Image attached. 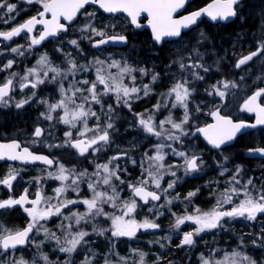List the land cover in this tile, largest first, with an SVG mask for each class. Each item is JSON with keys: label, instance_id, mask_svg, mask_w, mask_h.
I'll list each match as a JSON object with an SVG mask.
<instances>
[{"label": "snow or ice", "instance_id": "obj_1", "mask_svg": "<svg viewBox=\"0 0 264 264\" xmlns=\"http://www.w3.org/2000/svg\"><path fill=\"white\" fill-rule=\"evenodd\" d=\"M28 4L39 3L41 5L42 11H39L37 16H33L26 20L24 23L18 25L17 27L12 28L10 31L0 32V37L4 40H11L13 37L18 36L21 32H27L31 34L36 25H42L43 30L40 32L39 37H33L31 39V45H39L42 41L46 40L49 37H56L60 32L67 31V25L62 23L61 21H67L69 24L73 22L78 14H83L87 17H94V12H88L86 9V5H98L99 8L103 9L104 12L107 13H125L128 18H130V22L135 27H141V24L138 23V20L141 16H145L147 19V26L151 29L152 38L157 43H160L161 40L165 37H181V33L183 29H188L192 25H195L198 19L202 15H206L211 18L212 21H226L230 18H234L237 16V6L241 3V0H213V3L209 4L207 7L200 9L198 11H194L189 15L182 16L179 19L175 18L174 14L181 8L184 7L186 0H26ZM7 9L8 13H12L16 10L15 4L0 3V8ZM84 10L81 13V10ZM50 15V19H46L45 16ZM81 32L87 33L91 32L93 36H100L101 39L98 41H92V37L85 36L82 37L84 39H89L92 41L93 47H99L100 45L106 44L109 40L112 41H120L126 42V38L124 36H113L106 37V33L102 30L96 29L91 20L86 23L81 29ZM201 41L207 39V37L202 32ZM106 37V38H105ZM74 47L79 48L78 41L73 39L69 41ZM11 51L13 53H18L19 55H23L18 48H12ZM57 51H61L57 49ZM70 55V54H67ZM264 55V41H261L260 47H258L255 51L250 52L248 55L242 56L236 62L235 67L237 69L241 68L242 65L247 64L249 61H252L254 57ZM196 57L197 59H194ZM188 63L184 62V58L181 57L179 60H174L173 64H178L179 66V78L176 79L175 83L169 88L168 92L164 94L165 99L163 102H159L154 106V108L159 111L161 107H168L169 103L172 108L181 107L184 109V115L180 123H176L172 120L171 114L165 118V120L160 121L159 130H157V126L154 123V119L152 115H148L145 119L143 114H136L138 117V124L142 127L143 131L151 136H155L158 140L163 138V140L182 142L181 137L187 135L188 133L184 130L183 125L187 124L190 119L189 112V102L190 98L195 91L194 88H191L189 85L193 81L203 80L204 76L200 74V70L204 73L210 71L209 67H207L203 63V54H201L197 49H193L192 53L188 56ZM69 67L67 70H62L58 66H54L49 61L47 55H42L37 61V65L44 69L43 76L45 78L48 77L49 73H52L50 80L48 82H57L58 78L63 77L67 79L69 75L75 76L77 66L74 61L69 59L67 61ZM104 61L96 59L95 64L104 65ZM13 61H8L4 68H11ZM108 68H118L119 72L115 75L103 74V68H97L96 79L95 81L83 80L79 83L87 84L89 87L87 89L75 88V92L81 93L86 91L88 95H84L82 97V102L76 106L75 110H69L67 104L65 103V99H67L71 103H75V101L71 97H64L58 103L49 104V112L56 111L59 108L64 109V114L59 117V121L65 125H68L70 128L76 127V122L80 121L84 124V129L78 131V135L83 137L87 131H95L94 129H89L87 127V120L90 117H96L98 123L96 128L99 129V117L96 112L92 110L91 104H99L103 109L104 105L102 103V97L114 94L117 107L123 104L125 107H128L131 110V101L132 98L135 97L139 99V93L143 91V95L147 96L150 94L151 89L149 85H143V88H138L136 86L128 87L124 84V76L130 75L136 69L130 67L127 62L121 67L119 61H112L107 65ZM171 67V65H169ZM83 70L87 71V67L80 66ZM4 69L0 68V71ZM142 75H146V70L141 68L139 69ZM16 73H12V76H16ZM29 76L37 77L33 82L28 83ZM158 78V74L152 76V81L155 82ZM243 79V77H242ZM132 81L134 83L135 77H132ZM46 82L45 79L39 78L37 75L36 68H29L26 70L25 75L20 77V90L23 91L27 87H31L36 89L39 85L44 84ZM97 84L103 86V91H99L97 89ZM219 85V86H218ZM218 85L214 84L210 86V89H206L208 95H216L221 99H224L226 92L225 89L228 88H236L238 85L234 81H218ZM13 80L11 78L6 79L5 83L0 85V106H8L12 100L10 92L13 90ZM72 85H70L69 89H65L63 84H60L59 90L62 94L72 90ZM36 93L33 92L32 96H35ZM264 96V88L258 89L255 91L250 97H248L241 111L254 112L256 114V123L255 124H246L244 122L234 123L232 119L227 116H222L219 113V109L213 111L211 115L217 121L216 124L208 125L206 128H197L196 131L202 133L207 140V142L213 148H221V145L225 144L228 141L233 140L236 137L238 132L245 128H254L257 125H264V106L261 103H257V101ZM28 99H22L15 102V107L17 109L22 108L25 104L29 102ZM168 98H172L169 100ZM42 103L47 104V101H42ZM85 104L89 106L85 108ZM199 106H197L196 111H199ZM114 112L112 105H108V113L111 114ZM42 116L44 113L41 114ZM70 117V118H69ZM49 121L52 120V116L49 114L45 116ZM112 117L109 115V120ZM165 124H170L171 128L174 129L179 135H174L169 133L168 135H164ZM113 128V124L111 122L107 123L106 127L101 131H96V134L88 140L84 139H73L72 132H65V143L64 145H55L56 147L61 146H70L77 150L80 156H84L88 153L89 149H92V154L95 155L97 152L103 149V146L108 145L110 143V134L108 129ZM42 129L40 127H36L34 130V136L39 138L42 136ZM35 142V141H34ZM99 145V147H97ZM52 145H50L51 147ZM169 147L172 148V144L165 145L162 141L155 145L156 155L147 157L148 160L154 161V164L149 165V167L157 168V173L160 168H164L165 165L160 163L164 160L163 148ZM20 149V151H17ZM172 152L174 155L180 156L184 158V163L180 167L184 168L185 174L195 173L200 170L202 165V160L199 156L192 154L191 156L187 155L184 151H177L175 148H172ZM249 153H257L261 157H264V147H257L255 149H250ZM126 155V153H125ZM119 156H113L108 163L105 164H97L96 171L89 174L87 170L77 172L75 169H67L63 164H58L54 162L53 159L48 158L44 155H37L29 151L28 148H22L19 143L13 141L10 144H0V160L8 159V160H18L21 163H34L40 162L44 165H47L49 168L53 166L54 163H57V170L55 172H48V177L50 179H54L60 182V186L54 189L55 197H44L42 192L37 190L35 194V199H29L27 196L28 189H25V195H21L17 198H9L7 200L0 201V209H11L15 206H19L23 209V211L29 217V222L27 226L23 229L9 230L0 226V250L7 252L9 249H16L17 247H22L26 243H33L36 248H40V243H35L32 240V236L30 234L35 232L39 234L41 231L45 235V239L53 240L58 250L61 253H65L68 259L65 260L64 264H73L71 259L73 253H75L78 249V246H82L87 244L88 241L85 240V237L91 235V233L78 229L76 232H72L70 230L65 231L63 234V241L61 237L56 236L54 232H50V230L45 227L41 221H47L52 216H64L61 209L67 208L69 205L82 203L86 206L87 211L84 213H79L72 211L70 216H64V219L73 220L75 225H80L83 221L85 223H91L92 219L98 216H104L105 219L111 220V228H100L98 225L93 224V233L103 236L106 232L111 230L112 237H121L127 236L129 238H133L136 235V232L139 229H157L159 225L149 219H145L142 222H138L134 218L125 219V217H132V214L136 212L138 207L137 200L142 201L144 204H148L150 202L159 201L161 198V192L151 191L149 190V183H151L156 189L161 190L160 180L162 179V175H158L157 173L148 172V177L142 180H139L137 184L129 183L128 187L131 190L132 198L128 201L122 202V206H117V201L120 200V193L116 185L112 183V179L119 181L121 184L124 181L117 174L115 169H110L109 165L113 160L119 159ZM227 160V157H225ZM169 168L176 167L175 165H169ZM144 171H148V169H144ZM224 171H227L225 169ZM242 169L240 166H237L235 175L230 178L229 183L235 182L239 184L240 181L236 178L239 176ZM101 172L104 173L101 176ZM171 176H176V172L172 171L168 173ZM223 171L221 175H223ZM18 172L16 169H11L8 175L0 180V183L4 184L11 188L12 181L17 178ZM95 176L98 178L96 182L92 180V177ZM70 181V182H69ZM86 181L88 184L89 190L92 192L91 198L83 199V200H73V199H60L64 193L71 190L74 192H79V186L81 182ZM41 182L40 178H36V183L39 185ZM67 182V183H66ZM102 184L106 187L105 191L97 190V185ZM176 181H172L168 183L167 189H162V192H167L168 189H172L175 185ZM252 186L253 190H249V186ZM244 188V199L240 201L238 205H235L231 208V210H219L225 203H231L233 195H238L239 190L235 188H230L227 191L231 194L224 195L223 201L218 200L217 206L213 208L212 211L202 213L199 215H186L183 217H178L176 219L174 228L179 229L180 225L184 224L185 221H191L196 225L195 229L190 232H186L183 235V238L180 240V244L177 245L178 248L189 247L191 248L195 244L194 237L199 236L202 232L210 231L217 228H222L225 218L235 219L238 217H243L249 221L256 220L258 214H264V186L261 188H256L253 185L252 179H249L246 184L243 185ZM195 192H189L186 199H190L194 196ZM52 199H56L58 201L57 204H52L49 201ZM44 204V207H41V204ZM108 203L111 207L119 211L121 214H109L103 210L101 205ZM166 203H172L171 200H167ZM26 204H30L31 207H25ZM163 207V205H161ZM151 212L152 209L150 208ZM199 213V209H197ZM163 213H158V215H162ZM61 228L67 227L71 228V225L65 226L63 224L60 225ZM258 240L264 241V237H257ZM254 246H261L257 244L256 240L252 241ZM163 247V245H161ZM41 259H43L44 264H52L49 260L48 256L41 253ZM144 254L140 253L141 264H143ZM201 264H213V262L209 258H205L201 255ZM13 264H28V261L23 259L16 260ZM35 264V262H33ZM81 264H91V260L88 257H85V260L81 262ZM104 264H110V262L105 259ZM215 264H258L256 260L252 257L241 254L239 252L233 251L232 258L229 261L228 257L225 258L224 261H216Z\"/></svg>", "mask_w": 264, "mask_h": 264}, {"label": "flooded vegetation", "instance_id": "obj_2", "mask_svg": "<svg viewBox=\"0 0 264 264\" xmlns=\"http://www.w3.org/2000/svg\"><path fill=\"white\" fill-rule=\"evenodd\" d=\"M15 1V0H13ZM251 0H242L241 3L237 6V16L234 17L230 21H217V22H210L206 18H202L198 26H209V25H221L226 26L228 24H231L234 21H246L247 17L250 15L249 10L252 5H250ZM213 2V0H191L188 2V4L185 6V8L178 13L175 18H180L184 15L190 14L194 11H197L208 4ZM26 8V5L25 7ZM22 9L20 11V14L17 16L15 21L10 22L9 24L1 23L0 20V32H6L10 31L12 28L17 27L18 25L22 24L29 18L36 16L39 11H42L41 5L39 3H33L27 6L26 9ZM94 9V8H90ZM89 9V10H90ZM96 10V9H94ZM97 11V10H96ZM80 20V18L78 19ZM141 24L146 23V19L143 18L140 22ZM77 24V22L73 25H70L67 27V31L62 34V36L59 34L57 38L49 39L42 41L39 45H31V39L33 37L38 38L40 32L43 30V27L38 26L32 33V35L25 33L23 35H20V37H17L12 40H3L0 38V68L4 69L0 71V85L5 83L6 79L11 78L13 80V90L10 92V95L12 97L11 102L8 106H0V144H10L13 141H16L20 144L21 149L22 148H28L30 152L37 154V155H44L47 156L50 159H53L54 162H57L58 164H63L65 168L67 169H75L77 172L87 170L89 174L96 171V165L97 164H105L108 163L109 160L113 156H119L120 158L117 160H113L112 163L109 165L110 169H115L117 171V174H119L120 178L124 181L123 184L119 182L117 188L120 193V200L117 201V206H122V202L126 200V198L129 197V192L124 191L123 188L125 187L128 190V178L126 176L128 170H136L137 168L134 167L133 169H129L128 162L131 158V155L126 154L124 152H121V150H115L114 147L116 145H121L123 147H128L129 142L127 139L130 138L133 134L129 133L130 131L127 130L125 125V120H122L123 127L120 126L121 131L118 135H111L110 134V143L108 145L103 146V149L99 152H97L95 155L92 154V149H89L88 153H86L84 156H80L76 149L70 147V146H61L56 147L55 145H64L65 143V132L71 131L73 136V139H84L88 140L91 137H93L96 133H91L90 131L88 133H85L83 137L78 135V127L77 124L81 125L82 122L77 121L75 128H70L68 125H65L59 121V117L61 116L62 108L57 109L56 111L49 112L48 105L49 104H55L58 103L55 100V94L49 87L44 86H38L36 89L31 88L30 86L25 88L23 91L20 90V83L16 81V77H20L23 74L26 73V70L29 68L34 67L33 64L35 61H37L38 58H40L42 55H47L50 62L53 61H66L64 58L69 57L71 59H92L98 57V55H95V53H92V51L101 52V51H108L111 46H102V47H93L92 44L90 46V43H86L85 40L79 41V48H75L77 51H79V54H70L65 56V53L63 50L65 49V38L68 37L70 33H72L73 27ZM251 25V24H250ZM138 32H144L146 34H150L149 30L144 28L142 30H137ZM67 32V33H66ZM60 37V38H59ZM183 37V35H182ZM181 37V38H182ZM150 38L152 40V36L150 34ZM179 38V39H181ZM16 39V41H15ZM55 39V40H54ZM52 40V41H51ZM13 41V42H12ZM94 41H97L94 40ZM261 41H264V38H257L253 39L248 37L242 38V50L237 53L231 54L230 51L235 50L233 47L231 49H227L226 53L223 54V59L217 63L218 73L219 77L218 80L220 81V78L224 79L225 81H234L238 87L241 85H245L248 89L243 94V96L239 100H233L232 101V95L236 94V88H228L224 91L226 92V95L224 99H221L219 96L214 98L213 100L218 101V105L216 107V110L219 109V113L222 116H227L228 118L232 119L234 123H240L244 122L246 124H254L256 121V114L254 112H247V111H241L245 100L250 97L255 91L258 89L264 88V55L254 57L252 61H249L247 64L242 65L241 68L237 69L235 67L236 62L238 59H240L242 56L248 55L250 52L255 51L258 47L261 45ZM50 42V43H49ZM153 42V41H152ZM172 41H164L163 43H171ZM46 43V44H45ZM48 43V44H47ZM88 46V47H87ZM127 46V45H126ZM125 46V47H126ZM44 47V48H42ZM12 48H18L21 52H23V55H19L18 53H14L13 57L16 58V64H12L11 68H4V65H6L7 59H4V56L10 55V53L6 54L5 51L9 52ZM122 47L121 49H123ZM57 49H60L61 51H57ZM61 52V53H60ZM12 53V52H11ZM92 53V54H91ZM107 55H101L100 57L106 58ZM12 73H16V76H12ZM40 76L43 77V71H41ZM243 77V79H242ZM32 81H28V83H31ZM40 88V89H39ZM39 89V90H38ZM35 92L36 95L32 96V93ZM238 92V91H237ZM47 94V95H46ZM246 94V95H245ZM29 97H32L27 104H25L22 108L17 109L15 107V102L22 100V99H28ZM58 98V97H57ZM49 99V100H48ZM207 100L211 101L207 98ZM42 101H47V104L42 103ZM208 102V101H207ZM257 103H261L262 106H264V96H262ZM95 107L96 104H91V106ZM215 111V109H214ZM44 113L42 116L41 114ZM52 116V120L49 121L45 118L47 115ZM109 119V118H108ZM111 120H118V118H112ZM213 116H209L206 120V123L201 127H205L208 124L212 123ZM12 122V124H11ZM15 122V123H14ZM87 123L90 127L95 129V121L92 118H89L87 120ZM18 126H17V125ZM15 125V126H14ZM14 126V127H13ZM12 127V128H11ZM36 127H40L42 131V136L39 138H36L34 136V130ZM11 128V129H10ZM126 130V133L124 131ZM123 131V132H122ZM262 136V137H261ZM264 126L255 127L252 129H249L245 131L242 134H239L233 142L230 144L224 145L223 147L219 149H213L209 147L204 140L201 138L200 134H198L199 139V146L204 150L203 152L197 151L194 153L195 155L199 156L200 159L203 161L206 156H210V154H217L221 153L226 156H232L234 162L239 161L241 157L248 158V151L250 149H255L257 147H264ZM35 141V142H34ZM248 142L250 143L248 146L245 145L241 148H239L238 142ZM245 142V143H246ZM50 145H52L50 147ZM99 147V145L97 146ZM148 150H150L151 146L147 145ZM134 150V149H132ZM144 150V145L139 146L137 149L134 150V155L136 157H139V160L142 158ZM17 151H20V149H17ZM138 160V161H139ZM253 162H263L264 160H258V159H251ZM136 161L135 163H138ZM134 162V161H133ZM57 163H54L52 167H48L47 165H44L43 163H21L18 160H0V180H3L11 169H16L18 172L17 178L12 181L11 188L8 186H5L4 184L0 183V199L1 201L7 200L9 198H19L21 195H25V189H28L27 196L28 198L35 199V194L37 192L36 189H34V184H36V177L40 178L41 182L38 186L39 190L42 192L44 197H55L54 189L51 190L50 180L48 177V172H55L57 170ZM198 172V171H197ZM192 174V173H191ZM37 175V176H36ZM40 175V176H39ZM214 174H209L200 177L204 181V183L199 188H190V184L192 182V179H185L178 187V191L183 196L187 192L198 190L195 197H193L190 201L194 203L195 205L199 206L200 210H204L207 208L209 204V199H207V192L202 187L206 186L205 184L210 180H214L215 178L212 177ZM39 176V177H38ZM96 177L93 176L92 180ZM196 179V178H195ZM70 182V181H69ZM57 182L52 181V185L56 184ZM67 183V182H66ZM216 185V184H214ZM80 186L83 188L82 193H77L74 191H67L64 193V195L60 199H73V200H83L91 198V191L88 188V184L86 181L81 182ZM149 190L151 191H159L158 189H154L151 186H148ZM161 201L158 203L150 202L148 204H143L141 201L137 200L140 204V208L138 210V214L136 212L135 215L132 214V217H125V219L134 218L138 222H140V219L142 218V211L146 207H149L151 205L153 206H160L163 201V195L161 192ZM50 202V201H49ZM51 202L54 204H57L58 201L56 199H52ZM45 205L42 203L41 207H44ZM25 207H31L30 204H27ZM104 208L106 210H112L108 205H105ZM176 208V206H174ZM178 210V209H177ZM221 211L224 210H230L229 208H221ZM62 213L65 214L64 216H70L72 211L84 213L87 211L86 206L82 203H77L73 205H69L67 208H62ZM180 211V210H179ZM4 215H10L8 212H11V216H22L23 209L19 206L13 207L11 209H0V213ZM172 213L174 212L171 211ZM181 212V211H180ZM121 214L119 211H117L116 215ZM191 215V214H189ZM64 216H52L47 221H43L48 226H57V224H63L66 223L68 225H71V223H74L73 220H67L64 219ZM194 216V215H193ZM91 219V223H85L81 222L80 226L84 227L85 229L90 230L93 227V223L98 225V227L101 228L106 226L111 227V220L104 221L102 218H96ZM230 219L225 218L224 221H229ZM222 221V222H224ZM104 222V223H103ZM162 220L158 223L159 228L158 229H139L136 232L135 237L129 238L127 236H121V237H113L118 239V241L121 242L123 239L127 240H133L134 238H140V236L143 235L144 238L147 237H156L160 235V233H163L161 230ZM109 223V224H108ZM27 226V225H26ZM24 226L23 228H25ZM181 231L178 234L174 235V238H172V241H174V248L180 249L177 247V245L180 244V240L183 238L184 233H186L188 230H190V227H196L194 223L191 221H185L184 224L180 225ZM230 226H235V222H232L229 224L227 228ZM184 227H188L187 231H184ZM22 228V229H23ZM218 229H213L210 231L202 232L199 236H195V244L194 246H204L210 243V237H213L218 232ZM59 234L63 233L59 228L57 229ZM177 231V232H178ZM111 234V233H110ZM162 235V234H161ZM112 236V235H111ZM33 239V237H32ZM30 243V242H29ZM193 247V246H192ZM191 248L185 247L181 248L184 252H190ZM188 250V251H186ZM194 250H197L194 249Z\"/></svg>", "mask_w": 264, "mask_h": 264}, {"label": "rangeland", "instance_id": "obj_3", "mask_svg": "<svg viewBox=\"0 0 264 264\" xmlns=\"http://www.w3.org/2000/svg\"><path fill=\"white\" fill-rule=\"evenodd\" d=\"M6 2L9 3V4H15L16 5V10L14 12H12V13H8L6 7L5 8H0V20H1V23H4V24H9L10 22L15 21V19L20 14V11L25 7V5H26V8H27L28 5H30V4H28L26 2V0H15V1L6 0ZM0 3H5V0H0ZM26 8H24V9H26ZM88 12H94L95 16L94 17H87V16L82 14V16L80 17V20L73 27L72 33H70L68 35V37L65 38L64 42H65L66 46H65V49L63 50V52L65 53V56H67V54H73V50L72 49L76 48V47H74L72 44H70L69 41L75 39L79 43L78 33L85 34V35L86 34H90L91 37H92V41L101 38L100 36H93L90 31L87 32V33H84V32L80 31V29L86 23H88L89 20H91L93 26L96 29H98L96 27V25H99L100 27L101 26L102 27H114V26L117 27L118 25H121L122 28L126 29L128 23H129L128 20L124 16H121V15L111 16V17H107L105 19V16H103V14H101L100 12H98V11H96L94 9H90V10H88ZM119 35H123V34H119ZM92 41L88 40V42H90V44H92ZM184 42H188V41L187 40L186 41L185 40H181L179 43H176V42L169 43L170 49H174L175 51H177V50H179L181 48V44H183ZM188 48L192 50L193 46H189ZM11 52L12 51L9 52V50L5 51L6 54L10 53V55L4 56V59H7V60H5L6 63H8V61L11 60V61H13V64H16V58L11 56L14 53L13 52L11 53ZM96 55H98V57H96V58L114 60L113 59V54L111 52L109 53V51H101V52H98ZM101 55H107V56H106V58H102V57H100ZM188 56L189 55H186V57L184 55H181V57L185 58V60H184L185 63H188L187 59H186ZM64 59L68 61L71 58L65 57ZM93 59H95V58H93ZM38 60H39V58L37 59V61ZM71 60H73V59H71ZM37 61H35L33 63L35 66L32 67V68H36L37 69V75L39 76V78L44 79L45 78L44 76L43 77L40 76L41 71H44V69H41L37 65ZM67 61H65L64 65H66L65 67L68 69L69 65H68ZM114 61H116V60H114ZM91 62L94 63L93 61H91ZM74 63H75V65L77 67L79 66L76 61H74ZM110 63L111 62H109L108 64H110ZM51 64H53V62H51ZM128 65L133 68V66L130 63H128ZM117 73L118 72H116V70L114 71L113 68H107L103 72V74L106 75V76L109 75V74L115 75ZM51 74L52 73H49V75H51ZM23 75H25V74H23ZM133 76L135 77V81L138 78H142L141 81H144V77L146 75H142L140 71H138V72L133 71L130 75H125L123 82L128 87H132V85H134V83H135V81H134V83L132 81V77ZM20 77H16V81L18 83H20ZM36 78L37 77H35V76H29V81L33 82ZM95 79H96V76L94 77V81H95ZM58 80H59V83L60 84L62 83L64 88L67 90V89H69L70 85H72L74 82L78 81V78L76 76L73 77L72 75H69L67 77V79H64L63 77H60V78H58ZM175 81H176V79L170 85V87L175 83ZM218 81H219L218 79H215L214 82H212V85H214V84L218 85ZM220 81H225V80L220 78ZM157 82H159L158 78H157V80L155 82L149 81V82H145L143 84V85H145L147 83V85H149V87L151 89L150 94L147 95V99L151 98L153 92L155 93L154 86H155V84ZM40 86H43V84L39 85V87ZM77 87L80 88L79 86H76V87L73 86L72 90L66 91L63 94V97H62V94H61L60 90L57 89V91L59 92V98L56 101L59 102L64 97H71L75 101V103H71L67 99H65V103L67 104V107H68L69 110H75L76 106L82 102V97L84 95H88L87 93L86 94H80L79 93V96H78L77 92H75V90H74ZM97 89L99 91H103V86L97 84ZM206 89H210V87H207ZM247 89L248 88L245 85L239 86L237 88V90L235 91L236 94L232 95V101L233 100H236V101L239 100L243 96V94L247 91ZM168 90L164 91V92H161L159 94V97H158V100H157L156 104L158 103V101L159 102H163V100L165 99L164 94H166L168 92ZM140 93L142 94V95L139 94L140 98L136 99L135 97H133L132 101L135 102V101H138L140 99H144L145 96L143 95V91H141ZM204 95H205V97L207 95L208 99L211 100V101L208 102L207 108L204 109V113H205L206 117L208 118L209 116L211 117V113L214 111V109L216 110V107L218 105V101L217 100H213L212 97L216 98L218 96H216V95H211L210 96V95H208L206 90L204 91ZM109 97H111V98H109ZM104 98H109V99L115 100L116 108H117V101H116V98H115L114 94H109V95L103 96L102 99H104ZM168 99L171 100L172 98H168ZM88 106H89L88 104H85V108H87ZM154 106H152L150 108H147L145 111L135 113L134 116H132L129 113V116L125 117L126 120H125L124 123L126 125V128H127V130L130 131L129 133L133 134L130 138L127 139L128 141H131V143L129 142V146L128 147H123L121 145H116L114 147L115 150H121V152H124L126 154L131 155V158L129 159V162H128V166H129L130 170L133 169L134 167L137 168L136 170H132V171L128 170V172L126 174V176L128 178V185H129V183L137 184V182L139 180H142V179H145V178H149L148 177V172L149 171L153 172V173H157V168L149 167V165L154 164L155 162L148 160L147 157L156 155L155 145L160 143L161 141L165 145L172 144V148H175L177 151H184L189 156H191L192 154L196 153L197 151H200V152L204 153V150L199 146L198 142L196 141V138H198V132L196 131V129L200 128V127H196L193 133L189 132L187 135L182 136L181 137V141L182 142H179V143L175 142V141L163 140L162 137H161L160 140H158L155 136H151V135L146 134L143 131L142 127L139 126L138 117H137L136 114H143L145 119L147 118L148 115H152L153 119H154V123L157 126V130H159L158 126L160 124V121L165 120V118L168 117L169 114H171L172 120L175 121L176 123H180V121L182 120L183 115H184V109L183 108H181V107L172 108L170 103H169L168 107H161L159 109V111H157L154 108ZM91 108H92L93 111L96 112L97 116L99 117V126H100L99 129H97L96 125H97L98 121H97L96 117H90V118H92L95 121V129H94L95 131H90L91 133H96V131L103 130L106 127L107 123L111 122L113 124V128L108 129L109 134H111V135H118L119 134V132L121 131V128L118 127V122H119L118 120H109L107 117H109L110 114L108 116H106V118L101 117L99 112H97V110H95L94 105L91 106ZM178 110L180 112H179V114H176V112ZM99 111L101 112L102 108ZM106 112H108V110ZM63 114H64V109L62 108L61 116ZM113 114H115V113L114 112L111 113V115H113ZM192 118H195V117H193V114H190L189 122L187 124L183 125V128H184L185 131H188V130L191 129L190 124H192V122H193ZM77 127H78V130L81 131V130L84 129V124L83 123H81V125L77 124ZM87 127L89 128L88 123H87ZM90 128L93 129L92 127H90ZM164 128L167 130V131H165L164 135H168L169 133H172L174 135H179L178 132H176L174 129L171 128L170 124H165ZM123 131H124V129H123ZM88 132L89 131H87L86 133H88ZM124 133H126V130L124 131ZM143 145H144V150H143V154L141 156L142 158L139 160V157H136L134 155V150L137 149L139 146H143ZM147 145L151 146L150 150H148L149 148L146 147ZM172 148H169V147H164L163 148L162 151H163V154H164V160L162 162H160V163H163L165 165V167L164 168H160L159 172L157 174L158 175H162V179L160 180L161 190L162 189H167L169 182L176 181V183H175L174 187L172 189H168L167 192H162L161 191L162 195H163V198H164V201L161 204V205H163V207H161V205L160 206L151 205L149 207H146L142 211V218L143 219H140V222L144 221L145 219H149V220H151V221H153V222H155L157 224L161 220L165 221L166 219H169L170 222H167L163 226V230H164L163 233H167V235H162L161 237L156 236V238H154L156 241H159L162 238H166V239L171 238L172 239V238H174L175 234H178L182 230L181 226H180L179 229H176V228L173 227V225L175 224L176 219L178 217H183V216H186V215H189V214L195 216V215H199V214H202V213H206V212L212 211L213 208L215 206H217V201L218 200L223 201L224 195H226V194L230 195L231 194L227 190L230 189V188H235V189L239 190V194L238 195H233L231 203H225V204L222 205V207H220V209L221 208H229L231 210V208L233 206L238 205L240 203V201L244 199V188H243V185L246 184L249 179H252V181H253V178H252L251 175L245 176L246 172L243 171L242 165L238 161L234 162L232 156H226V155H223L221 153H217L215 155L214 154L213 155L210 154L209 157L206 156V158L202 161L203 163H202L201 168H200V170L198 172L186 175L185 171H184V168L180 167L184 163V158L180 157V156H177V155H174L173 152H172ZM132 149H134V150H132ZM225 157H227V160L225 159ZM136 161H138V163H135ZM169 165H175L176 167L169 168L168 167ZM237 166H240V168L242 169V171L240 172L239 176L236 177L240 181V183L239 184H236L235 182L229 183L230 178L233 175H235ZM144 169H148V171H144ZM225 169H227V171H224ZM172 171L176 172V176L175 177L168 174V173H170ZM222 171L224 173L223 175H221ZM209 174H214V175H212V177L215 178V179L214 180L210 179L205 184L206 186H203L202 188L204 190H206L207 199H209L210 202H209L207 208H205L204 210H200L199 206L195 205L194 203H192V201H190L193 197H195V195L197 194L198 190L196 189V190L190 191V192H195L196 194L194 196H192L190 199H186V197L188 196L189 192H187L186 194H184L182 196L181 193L178 191V188H179L178 186L185 179H190V178L191 179H195V178H199V177H202V176H205V175H209ZM242 174H244V176H242ZM103 175H104V173L101 172V176H103ZM244 178H246V179H244ZM49 180H50L49 183L51 185V190H53V189H55V188L60 186V182L59 181L54 180V179H50V178H49ZM97 180H98V178L96 177L95 182ZM52 181H55L57 183L52 185ZM93 181H94V179H93ZM112 183L114 185L118 186L119 181H117V180H115V178H113L112 179ZM214 184H216V185H214ZM260 184H264V182L262 181V183H260ZM253 185H255L254 181H253ZM34 186H35L34 189L38 190V186L39 185L36 183V184H34ZM149 186H151L152 188L156 189L151 183H149ZM255 187L257 188L256 185H255ZM82 189L83 188L81 186H79V192H77V193H82ZM97 190L105 191L106 187L104 185L98 183ZM123 190L129 192V194H130L129 197L126 198V200H125V201H128L130 198H132L131 190L129 189V187H128V190L125 187L123 188ZM249 190L250 191L253 190L251 185L249 186ZM91 196H92V193H91ZM167 200H171L172 203H170V204L166 203ZM0 201H1V199H0ZM50 203L54 204L51 201H50ZM137 203H138V201H137ZM105 205H108L110 208H111V206L108 203H105V204L101 205V207H103V210L106 213L115 214V215L117 214L116 209H114L112 207L111 209L114 210L113 212L111 210H106L104 208ZM174 206H176V208H174ZM150 208L152 209L151 212L149 211ZM139 209H141V208H140V204L138 203V207L136 209L137 214H138V210ZM197 209H199V213L197 212ZM173 210H174V212L172 213L171 211H173ZM136 212H134L133 215H135ZM158 213H163V214L162 215H158ZM23 214L24 215H22V218H23L22 219V224L18 225L17 227H13L12 228V227L6 226V224L1 221V218L4 217L3 216L4 214H2V212H1L0 213V226H3V228L9 229V230H16V229L23 228L29 222V217L27 216V214L24 211H23ZM19 217H21V216L18 215V218ZM96 218H102L104 221H108L109 220V219H105L104 216H98ZM259 218L260 219L264 218V214H258V217H257L256 220H259ZM245 221H247V219H245L243 217L230 219L227 222L224 221V222H222L223 223V227L218 229V232L216 233L215 236L221 234V232H228L229 230H228L227 227L229 226L230 223L235 222V225L238 226L239 223H240V225H244ZM41 223L44 224L45 227H47L50 230V232H54L56 234V236L61 237L62 241H63V234H64L65 231L70 230L72 232H76L78 229H83V230L91 233L90 236L85 237L86 241L90 240V242H92L93 245L96 244V243L103 244L108 249L106 251V253H105V256H103V257L101 256L100 257L101 260H98V259L94 258V255H96V253L89 251L90 248H88V246H89V241H88L87 244H84L82 246H78L77 251L75 253H73V255L71 257V259L73 261V264H81V262L85 260V257H88L91 260V264H95L96 262H100V263L103 262L102 264H104L106 258H107V260L109 262H111L110 260H112V262L110 264H141L140 253L144 254V251H142L140 249H137L138 247L137 248H133V249L128 248L127 251H126V255H119V253H118V245H119L120 241H118V239L113 238L111 236V234H110L111 230L106 232L103 236H100V235H97V234L93 233V227L90 230H88V229H85L84 227H82L80 225H75V224L71 223V228L68 229L67 227L61 228L60 227L61 224H59V223L57 224V226H55V225L48 226L43 221H41ZM93 224H95V223H93ZM63 225L68 226V224H66V223H63ZM58 228L63 233L59 234V232L57 231ZM101 228H109L110 229L111 227L109 225L106 226V227H103V225H102ZM187 228L188 227H184L183 228L184 231H187L188 230ZM194 229H195L194 227H190V230H188L187 232L193 231ZM178 230H180V231H178ZM259 230L260 231H264V224L261 225V223H260ZM32 240L35 241V243H40L41 241H43V243H41L40 248H36L33 245V243L30 242L29 246L31 247V250H30L31 254H26V258H24V255H22V254L11 253V254L7 255L4 251L0 250V264H13L14 261L20 260V259L28 261V264H33V262H35V264H44L43 259H41V255H40L41 253L47 255L49 260L52 262V264H64L65 260L68 259L67 255L65 253H61L58 250V247H57L56 243L53 240H51V239L46 240L45 239V235L43 234L42 231L39 234H37L35 232V235L33 236ZM121 241H127V239L126 240L123 239ZM132 241H133V243L137 244L138 246L140 245V247H144L145 246L148 249L152 248V243H151L152 241H150V239L144 238L143 235L140 236V238L139 237L138 238H134ZM132 241H130V242H132ZM147 244H148V246H146ZM209 244L212 245L213 244L212 241H210ZM205 246L206 245H204V247ZM155 247H157V245H155ZM78 257H81V258L79 260H77ZM146 257H147V255L144 254L143 264H151V262L146 261ZM226 257H228V255ZM230 258H232V256L228 257L229 261L231 260ZM215 262L216 261H214L213 264H215ZM159 263H161V264H174L173 262H168V260H164V261L156 260L155 262H153V264H159ZM260 264H264V260Z\"/></svg>", "mask_w": 264, "mask_h": 264}, {"label": "trees", "instance_id": "obj_4", "mask_svg": "<svg viewBox=\"0 0 264 264\" xmlns=\"http://www.w3.org/2000/svg\"><path fill=\"white\" fill-rule=\"evenodd\" d=\"M249 4L252 6L249 10L250 15L246 19L247 22L244 20L238 22L236 20L226 26L212 24L206 27L197 26L196 28L183 34V37L176 41V43H179L181 40L188 41L181 44V48L177 51L170 49L169 43L156 45L152 42L150 34L138 32L132 29L129 24L127 25L126 29L122 28L121 25H118L117 27H100L99 25H96L98 30H103L106 33V36L119 34L127 35L128 44L126 47L123 49L109 48L108 51L109 53L111 52L113 54L114 60L120 62L121 67L125 62H127V64L130 63L133 68L136 69V72H138L141 68L146 70L147 74L144 77V81H141L142 78H138L132 86L140 88L145 82L152 81V76L156 74H158L159 82L155 84V93L153 92L150 99H147V96H145L144 99H140L135 102L131 101V110H129V108L125 107L123 104L116 108L115 100L109 99L111 97L102 99L104 107L101 112L99 111L101 109V105L99 104L95 105V110L99 112L101 117L106 118V116L109 115V113L106 112L108 110V105H112L115 114L110 115L113 118L119 119L118 127H123L122 122L124 121L122 120H126L125 117H128L129 113L134 116L135 113L145 111L147 108H150L156 104L159 94L161 92L167 91L174 80L179 78V66L178 64H173L172 62L174 60H179L181 55H184L185 57L186 55H190L195 48L201 54H203V63L209 67L210 71L204 73L202 70H200V74L204 76V79L193 81L189 85L191 88L195 89L188 105L190 114H193V117L195 118H192L193 122L190 124L191 129L186 132L193 133L196 127H201L206 123L207 117L204 113V109L207 108L209 100H207V95L205 97L204 91L207 87L212 85V82H214L215 79H218L219 73L216 65L223 59V54L226 53L227 49H231V47L235 49L230 51L231 54L240 52L242 50L241 47H243L241 43L242 38H264V0H251ZM106 18L107 17H105V19ZM202 32L207 37V39L203 41H201L200 35ZM78 36L79 41L85 40L86 43H90L88 42L89 39L82 38L85 36L91 37L90 34L85 35L78 33ZM189 46H193L192 50L188 48ZM72 50L73 54H79V51H77L75 48ZM92 53H95L96 55L98 52L93 50ZM96 59L104 61V65L95 64ZM194 59L197 58L194 57ZM114 60L100 58H92L88 60L75 59L74 61H76L79 65L75 74V76L78 78V81L74 82L72 86H79L82 89H87L89 85L79 82L83 80H88L90 82L94 81V77L97 74V68H103L104 72L105 69L108 68V63ZM187 62H189L188 59ZM64 63L65 61H53L52 65L58 66L62 70H67ZM169 65H171V67H169ZM80 66L87 67V71L80 68ZM113 70L119 72L118 68H113ZM52 75L53 74L49 75L47 78H44L46 82L43 84V86L49 87L56 96L55 100H57L59 98V92L57 89H59L60 83L59 80L57 82H48ZM86 93L87 92L84 91L80 94ZM139 94L142 95L141 93ZM77 95L79 96V93H77ZM197 106H199V111H196ZM179 112L180 111L178 110L176 114H179ZM196 141L198 142L199 139L196 138ZM245 142H238L239 148L245 145L248 146L250 144ZM238 162L242 165L243 171L246 172L245 176H252L257 188L264 186V184H260L262 181L264 182L263 162H253V160L245 157H241ZM242 176H244V174H242ZM203 183L204 181L200 179V177L192 179L191 183L189 182L191 189L199 188ZM8 213L10 214L9 216L3 215L4 217L1 218L3 223H8L6 225L12 228L22 224V216L18 218V216H11V212ZM263 221L264 218H259V220L256 221L247 220L245 221L244 225H240L239 223L238 226H230L228 228V232H221V234L217 236L210 237L209 240L212 241V245L207 244L204 247L200 246L199 244L197 247H191V251L188 253L182 251L181 249L176 250L174 248V241H172L171 238H162L161 240L156 241L154 239L156 237L146 238L152 241V248L150 249L145 246L140 247V245L138 246L137 244L133 243V241L130 242L131 240L121 241L118 245V253L119 255H126L128 248L133 249L138 247L137 249L144 251V254L147 255L146 261L151 262V264H153V262L156 260H168V262H173L174 264H201V255H203L205 258H209L212 262L223 261L227 255L228 257H231L233 251H236L252 257L258 262V264H260L264 260V241L258 240L257 237H264V231L259 230L260 223L261 225L264 224ZM167 222H170L169 219H166L165 221L162 220L161 224L164 226ZM162 228L161 230H163ZM162 232H164V230ZM161 234L167 235V233H160L158 237H161ZM253 240H256L257 244L261 246H254L252 243ZM92 245V242L89 243V251L96 253L94 258L101 260L100 257L105 256V253L108 249L100 243H96L93 246ZM155 245H157V247H155ZM161 245H163V247H161ZM29 247L30 246H28V248L25 250H17L5 253L7 255L11 253L22 254L24 255V258H26V254H31V247ZM196 248L197 250H194ZM80 258L81 257H78L77 260ZM110 261L112 262V260ZM102 263L103 262H96L95 264Z\"/></svg>", "mask_w": 264, "mask_h": 264}, {"label": "water", "instance_id": "obj_5", "mask_svg": "<svg viewBox=\"0 0 264 264\" xmlns=\"http://www.w3.org/2000/svg\"><path fill=\"white\" fill-rule=\"evenodd\" d=\"M191 0H186V2H185V5H184V7L183 8H181V9H179L175 14H174V16H176L178 13H180L184 8H185V6L188 4V2H190ZM242 1V0H241ZM211 3H213V2H211ZM210 3V4H211ZM209 5V4H208ZM207 5V6H208ZM207 6H205V7H207ZM87 7H94V8H96V9H98L103 15H105V16H115V15H123V16H125L128 20H129V23H130V25H131V27L133 28V29H135V30H142V29H144V28H146V29H148L149 30V32H150V34H151V36H152V32H151V29L147 26V19H146V17L145 16H141L140 18H139V20H138V23H140L141 22V20L143 19V18H145L146 19V23H144V24H141V27H139V28H137V27H135L134 25H132L131 24V22H130V18H128L127 16H126V14L125 13H107V12H104V10L103 9H101V8H99L98 7V5H95V4H92V5H86V8ZM205 7H203V8H205ZM203 8H201V9H203ZM200 10V9H199ZM84 10L82 9L81 10V13L83 12ZM198 11V10H197ZM80 15L81 14H78L77 15V18L73 21V22H71L70 24L67 22V21H61L62 23H65L66 25H67V27L68 26H70V25H72V24H74V23H76V21L78 20V18L80 17ZM187 15H189V14H187ZM37 16V15H36ZM184 16H186V15H184ZM206 18L208 21H210V22H217V21H212L211 20V18L210 17H208V16H206V15H202L199 19H198V21H197V23L195 24V25H192L190 28H188V29H183L182 30V33H181V35L183 34V33H185V32H188L189 30H191V29H193V28H195L196 26H198V24L200 23V21L202 20V18ZM45 18L46 19H50L51 17H50V15H46L45 16ZM177 19H179V18H177ZM233 18H230V19H228V20H226V21H230V20H232ZM24 23V22H23ZM38 26H41V27H43L42 25H36L35 26V28L33 29V31L38 27ZM65 32V31H64ZM25 33H27V32H21V34L20 35H22V34H25ZM33 33V32H32ZM32 33L30 34V35H32ZM60 33H63V32H60ZM59 33V34H60ZM29 34V33H28ZM58 34V35H59ZM20 35H18V36H20ZM57 35V36H58ZM18 36H15V37H13L12 39H14V38H16V37H18ZM56 36V37H57ZM113 36H119V35H111V36H108V37H113ZM122 36H124V35H122ZM56 37H49V38H47L46 40H49V39H53V38H56ZM125 38H126V42H120V41H118V40H116V41H112V40H109V42L108 43H106V44H103V45H100L99 47H102V46H111V47H115V48H122V47H125L127 44H128V38L126 37V36H124ZM1 39H3L2 37H0ZM106 38V37H105ZM180 37H165V38H163L162 40H161V42L160 43H157L156 41H154L153 40V38H152V40H153V42H155L156 44H162L164 41H174V40H177V39H179ZM11 39V40H12ZM4 40V39H3ZM98 40H100V39H98ZM97 40V41H98ZM45 41V40H44ZM99 47H97V48H99ZM29 85H30V83H29ZM217 123V121L213 118V121H212V123H210V124H208V125H211V124H216ZM255 123H256V121H255ZM254 123V124H255ZM207 125V126H208ZM207 126H205V127H203V128H206ZM259 126H264V125H257L256 127H259ZM255 128V127H254ZM249 129H252V128H245V129H243V130H241V132H238L237 134H236V137L239 135V134H242V133H244L245 131H247V130H249ZM200 136H201V138L204 140V142L209 146V147H211V148H213L208 142H207V140L205 139V137H204V135L202 134V133H200ZM235 137V138H236ZM234 138V139H235ZM233 139V140H234ZM233 140H231V141H228V142H226L225 144H223V145H221V147H223L224 145H227V144H230L231 142H233ZM213 149H217V148H213ZM248 157L249 158H255V159H260V160H264V157H261L259 154H257V153H252V154H250L249 153V151H248ZM4 160H8V159H4ZM9 161H11V160H9ZM34 163H40V162H34ZM161 201V198H160V200L159 201H154V203H158V202H160ZM142 202V201H141ZM143 203V202H142ZM144 204V203H143ZM27 205V204H26ZM25 205V206H26ZM146 205V204H145ZM18 206V205H17ZM16 207V206H15ZM158 229V228H157ZM31 236H33L34 235V231H33V233L32 234H30ZM27 246H28V243H26L24 246H22V247H17L16 249H9L7 252H11V251H15V250H18V249H26L27 248Z\"/></svg>", "mask_w": 264, "mask_h": 264}, {"label": "bare ground", "instance_id": "obj_6", "mask_svg": "<svg viewBox=\"0 0 264 264\" xmlns=\"http://www.w3.org/2000/svg\"><path fill=\"white\" fill-rule=\"evenodd\" d=\"M66 33H67V32H66ZM22 35H23V34H22ZM60 35L62 36V34H60ZM18 37H20V36H18ZM57 37H58V36H57ZM57 37H56V38H57ZM59 38H60V37H59ZM16 39H17V37H16ZM16 39H15V41H16ZM52 40H53V39H52ZM52 40H51V41H52ZM54 40H55V39H54ZM12 42H13V41H12ZM49 43H50V42H49ZM45 44H46V43H45ZM47 44H48V43H47ZM224 47H225V46H224ZM42 48H44V47H42ZM91 54H92V53H91ZM14 123H15V122H14ZM11 124H12V122H11ZM127 124H128V123H127ZM16 125H17V124H16ZM14 126H15V125H14ZM14 126H13V127H14ZM17 126H18V125H17ZM11 128H12V127H11ZM11 128H10V129H11ZM131 131H132V130H131ZM261 137H262V136H261ZM263 137H264V136H263ZM263 140H264V139H263ZM161 198H162V196H161ZM15 223H16V222H15ZM6 224H8V223H6ZM6 226H7V225H6ZM162 229H163V228H162ZM165 229H166V228H165ZM151 237L153 238V236H151ZM88 241H89V240H88ZM89 243H91V242H89ZM92 246H93V245H92ZM146 246H148V244H147ZM184 248H185V247H184ZM187 251H188V250H187Z\"/></svg>", "mask_w": 264, "mask_h": 264}]
</instances>
